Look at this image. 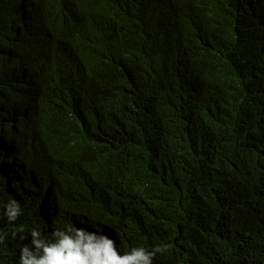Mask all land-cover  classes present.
I'll return each instance as SVG.
<instances>
[{
	"label": "trees",
	"instance_id": "trees-1",
	"mask_svg": "<svg viewBox=\"0 0 264 264\" xmlns=\"http://www.w3.org/2000/svg\"><path fill=\"white\" fill-rule=\"evenodd\" d=\"M3 114L57 216L230 264L225 219L264 225V0H0Z\"/></svg>",
	"mask_w": 264,
	"mask_h": 264
},
{
	"label": "clouds",
	"instance_id": "clouds-1",
	"mask_svg": "<svg viewBox=\"0 0 264 264\" xmlns=\"http://www.w3.org/2000/svg\"><path fill=\"white\" fill-rule=\"evenodd\" d=\"M3 116H0V188L10 196L6 203L0 201L3 210L0 219L12 224L24 210L26 220L18 231L12 230L14 240L4 246L6 258L0 264H156L157 254L167 253L170 246L163 242L150 247L140 244L123 251L119 238L106 226L91 223L87 217L57 216L51 211L49 193L39 187L21 191L19 181L26 179L24 175L29 177L31 187L37 184L16 151L15 135L24 124L18 118ZM241 219H246L243 227ZM225 221L229 226L221 225L216 237L221 240L218 249L226 251L224 258L230 264H264V225L254 216L233 221L229 217ZM8 235L0 230V244ZM203 239L206 243L212 241ZM200 251L203 252V246Z\"/></svg>",
	"mask_w": 264,
	"mask_h": 264
},
{
	"label": "bare ground",
	"instance_id": "bare-ground-1",
	"mask_svg": "<svg viewBox=\"0 0 264 264\" xmlns=\"http://www.w3.org/2000/svg\"><path fill=\"white\" fill-rule=\"evenodd\" d=\"M16 252H18V251L16 250Z\"/></svg>",
	"mask_w": 264,
	"mask_h": 264
}]
</instances>
